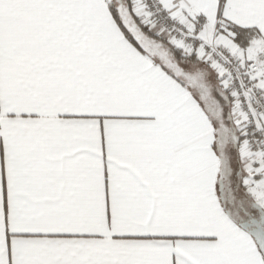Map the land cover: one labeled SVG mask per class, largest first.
I'll return each mask as SVG.
<instances>
[{"label": "snow or ice", "instance_id": "1", "mask_svg": "<svg viewBox=\"0 0 264 264\" xmlns=\"http://www.w3.org/2000/svg\"><path fill=\"white\" fill-rule=\"evenodd\" d=\"M0 264H264V0H0Z\"/></svg>", "mask_w": 264, "mask_h": 264}]
</instances>
